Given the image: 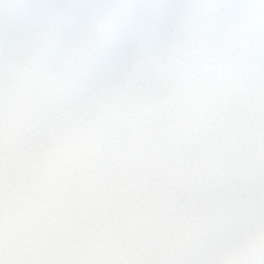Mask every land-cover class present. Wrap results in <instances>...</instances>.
I'll list each match as a JSON object with an SVG mask.
<instances>
[{
	"label": "snow or ice",
	"instance_id": "1",
	"mask_svg": "<svg viewBox=\"0 0 264 264\" xmlns=\"http://www.w3.org/2000/svg\"><path fill=\"white\" fill-rule=\"evenodd\" d=\"M0 264H264V0H0Z\"/></svg>",
	"mask_w": 264,
	"mask_h": 264
}]
</instances>
